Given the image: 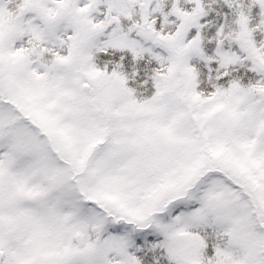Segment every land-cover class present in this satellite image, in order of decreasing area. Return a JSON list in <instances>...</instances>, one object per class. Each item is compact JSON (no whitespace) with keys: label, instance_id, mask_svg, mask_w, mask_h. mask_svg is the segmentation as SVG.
I'll list each match as a JSON object with an SVG mask.
<instances>
[{"label":"snow or ice","instance_id":"snow-or-ice-1","mask_svg":"<svg viewBox=\"0 0 264 264\" xmlns=\"http://www.w3.org/2000/svg\"><path fill=\"white\" fill-rule=\"evenodd\" d=\"M0 264H264V0H0Z\"/></svg>","mask_w":264,"mask_h":264}]
</instances>
